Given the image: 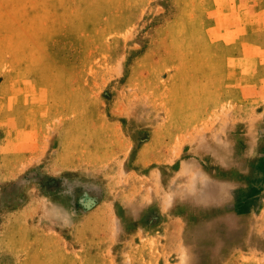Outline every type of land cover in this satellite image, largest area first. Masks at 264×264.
Returning a JSON list of instances; mask_svg holds the SVG:
<instances>
[{"label": "rangeland", "instance_id": "1", "mask_svg": "<svg viewBox=\"0 0 264 264\" xmlns=\"http://www.w3.org/2000/svg\"><path fill=\"white\" fill-rule=\"evenodd\" d=\"M0 264H264V0H0Z\"/></svg>", "mask_w": 264, "mask_h": 264}]
</instances>
